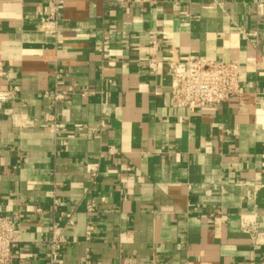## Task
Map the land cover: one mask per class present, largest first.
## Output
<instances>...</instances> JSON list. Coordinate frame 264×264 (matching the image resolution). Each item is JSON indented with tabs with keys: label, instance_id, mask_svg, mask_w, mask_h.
I'll list each match as a JSON object with an SVG mask.
<instances>
[{
	"label": "crops",
	"instance_id": "0c3cea01",
	"mask_svg": "<svg viewBox=\"0 0 264 264\" xmlns=\"http://www.w3.org/2000/svg\"><path fill=\"white\" fill-rule=\"evenodd\" d=\"M49 5L0 0V90L17 87L0 102L12 264H49L53 222L54 264H264L241 228L249 216L264 232V75L245 66L264 60V0H65L56 35ZM189 55L240 63V92L172 104L171 65Z\"/></svg>",
	"mask_w": 264,
	"mask_h": 264
},
{
	"label": "built area",
	"instance_id": "2783aa9c",
	"mask_svg": "<svg viewBox=\"0 0 264 264\" xmlns=\"http://www.w3.org/2000/svg\"><path fill=\"white\" fill-rule=\"evenodd\" d=\"M65 0H49V11L43 21V26L48 33L56 35L59 30L58 22L61 15V7ZM253 67L258 75H264V60L256 58L245 64ZM150 72H156L158 62L156 58L147 60ZM243 67L238 62L209 59L199 55H189L186 59L175 61L171 65V91L170 101L177 107L193 112L200 108H211L227 101L241 90V74ZM17 87L11 90H0V102H7L14 96ZM47 95V92H45ZM65 91L55 90L54 101L62 100ZM103 123V122H101ZM62 126L53 121L50 125L52 132H59ZM52 207L55 208L57 200L52 199ZM66 224H72V214L68 213ZM17 216L0 215V264H12L16 249L19 247L20 234L16 227ZM241 228L246 232L253 244L260 245L264 239V232L259 230L256 219L242 216ZM65 239L62 235V225L53 222L52 233L49 240V264H54L57 250L63 245ZM78 264H131L127 260L113 263L97 262L86 256Z\"/></svg>",
	"mask_w": 264,
	"mask_h": 264
}]
</instances>
